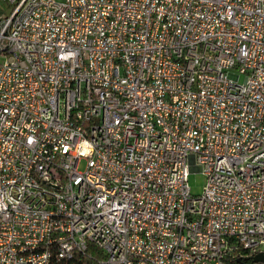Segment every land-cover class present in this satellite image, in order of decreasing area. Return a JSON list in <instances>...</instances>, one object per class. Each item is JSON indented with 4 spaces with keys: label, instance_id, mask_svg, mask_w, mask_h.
I'll return each mask as SVG.
<instances>
[{
    "label": "built area",
    "instance_id": "built-area-1",
    "mask_svg": "<svg viewBox=\"0 0 264 264\" xmlns=\"http://www.w3.org/2000/svg\"><path fill=\"white\" fill-rule=\"evenodd\" d=\"M0 57V264L264 262V0H0Z\"/></svg>",
    "mask_w": 264,
    "mask_h": 264
},
{
    "label": "rangeland",
    "instance_id": "rangeland-1",
    "mask_svg": "<svg viewBox=\"0 0 264 264\" xmlns=\"http://www.w3.org/2000/svg\"><path fill=\"white\" fill-rule=\"evenodd\" d=\"M1 60V57H0ZM240 80L243 79V75L240 76ZM85 161L79 162L78 169H84ZM188 185L192 194H200L202 192L206 176L199 170H192L188 173L187 177ZM264 247V246H262ZM254 264H264V262H255Z\"/></svg>",
    "mask_w": 264,
    "mask_h": 264
},
{
    "label": "trees",
    "instance_id": "trees-1",
    "mask_svg": "<svg viewBox=\"0 0 264 264\" xmlns=\"http://www.w3.org/2000/svg\"><path fill=\"white\" fill-rule=\"evenodd\" d=\"M89 250L93 252L90 256L87 253H76L71 259H59L53 264H98V259L103 256L102 252L94 246H90Z\"/></svg>",
    "mask_w": 264,
    "mask_h": 264
},
{
    "label": "water",
    "instance_id": "water-1",
    "mask_svg": "<svg viewBox=\"0 0 264 264\" xmlns=\"http://www.w3.org/2000/svg\"><path fill=\"white\" fill-rule=\"evenodd\" d=\"M253 260L255 261H264V252H259L257 253L254 257Z\"/></svg>",
    "mask_w": 264,
    "mask_h": 264
}]
</instances>
